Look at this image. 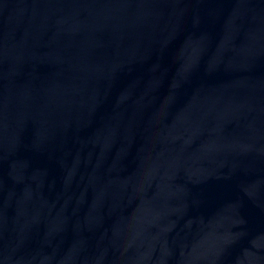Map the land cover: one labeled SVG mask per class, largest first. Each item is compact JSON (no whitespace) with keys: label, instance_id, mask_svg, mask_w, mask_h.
Masks as SVG:
<instances>
[{"label":"water","instance_id":"1","mask_svg":"<svg viewBox=\"0 0 264 264\" xmlns=\"http://www.w3.org/2000/svg\"><path fill=\"white\" fill-rule=\"evenodd\" d=\"M0 264H264V0H0Z\"/></svg>","mask_w":264,"mask_h":264}]
</instances>
